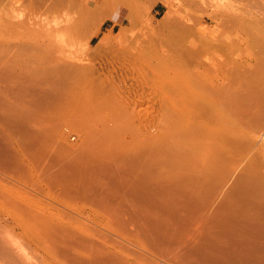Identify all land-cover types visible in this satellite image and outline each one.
Here are the masks:
<instances>
[{"label": "bare ground", "instance_id": "6f19581e", "mask_svg": "<svg viewBox=\"0 0 264 264\" xmlns=\"http://www.w3.org/2000/svg\"><path fill=\"white\" fill-rule=\"evenodd\" d=\"M88 2L98 7L103 0ZM54 21L40 17L14 41L47 43L56 35L51 30L57 29L51 25ZM262 31L254 40L198 37L195 41L194 37L193 46L183 44L187 50L166 60V101L158 116L152 111L135 123L123 115L97 118L84 108L68 111L69 118L84 120V133L74 144L63 119L54 121L56 116L63 118L61 107L68 103L53 108L51 101L45 108L43 102H48V83L55 78L48 75V83L45 79L48 90L35 84L25 87L31 72L23 73L22 85L23 75L11 69L17 63L11 59L14 53L8 63L4 59L6 64H0V264H264ZM77 35L67 39L70 48L62 58L54 53L51 59V50L40 46L43 56L33 54L40 60L33 64L31 57L27 66L51 65V71L61 72L62 64H68L91 74L83 60L86 48L73 45L80 41ZM107 37L98 32L91 39L103 42ZM68 65L62 69L69 72ZM35 73L32 77H37ZM56 81L59 88L67 82ZM85 89L80 94L70 92L76 94L69 93L71 98L64 90L70 101L86 103L94 97ZM55 95L48 100L60 101L65 94Z\"/></svg>", "mask_w": 264, "mask_h": 264}, {"label": "rangeland", "instance_id": "374dc122", "mask_svg": "<svg viewBox=\"0 0 264 264\" xmlns=\"http://www.w3.org/2000/svg\"><path fill=\"white\" fill-rule=\"evenodd\" d=\"M97 1L99 2L100 0ZM67 2H70L68 4L72 5L68 7L69 5ZM71 2L72 0H0V58H3H1L2 61L0 60V64L3 62L5 63V61L8 63V61H10V56L14 53L11 56V59H15L17 63H13L12 67V62H10L8 67L11 66L12 68H10L12 71L16 70L15 73H17L19 77L23 75V77L20 79L24 78V75L29 71L31 72V81L29 82L25 80L27 81V84L25 82V87L26 85L30 86L32 84L33 86V84H35V88L39 87L42 88V90H45V88L46 90L49 88L51 89V92H46V94L48 93V95H50L49 98H46L48 102L43 100V102L46 103L45 108H50L51 101H53V108L56 106L59 107L61 105H65L63 102L70 104L61 107H64L63 118L59 115L58 118L57 116L55 117L56 120L54 119V121L56 123L59 122L58 119H63L62 124L67 127V134L71 140V143L73 144L77 143L81 137V133H84L82 127L84 120H82V118L79 116H72L69 118L67 116L68 111H77L81 108H84L89 112L95 113L97 118L111 115H123L131 118L129 120H132L135 123L140 117L147 119L150 115H152V111H154V115L152 116H155L157 113L159 114V111L161 114L166 101L163 89L167 58L170 59L174 58L175 56L177 57L179 54L183 53L182 50H187L185 48H187L189 45L193 46L191 41L194 37L195 41L198 37H224L225 39L231 37V39L248 38L254 40L260 36V31L264 29V0H103L101 6L98 7H96L97 5H91L88 0H84L83 2L82 0H73V2ZM71 6L72 8H76L72 9ZM40 17L42 19L47 17V19L50 21L55 20L54 23L51 22V25L57 29L53 28L51 30H54L53 34L55 33L56 35L52 34L53 36L51 37L50 41L43 43L41 41H37L36 39H32L30 41L31 44L28 39L14 41L16 36H20L22 34V31L32 27L31 25L33 24L31 23L38 20L40 21ZM79 20L82 22L80 23ZM56 22L58 25L55 26ZM25 23H27V25ZM17 31L18 33H16ZM98 32H100L101 38L108 36L107 40L103 42H99L100 39L99 41L92 40L91 37H93ZM74 34H78L77 36H79L80 41L77 40V42H75L73 45L77 47H81L80 45H82L84 49L86 48L85 51H83L84 54H86L83 60L87 61V64L84 63L86 65L85 68H92L91 74L90 72L88 74L87 71V73L84 72L85 70H82L78 66L75 67L68 64L69 72L68 69L63 70L67 65L62 64V67L64 65L63 69L62 67L60 68L62 73L59 69L58 71L56 70L57 72L55 69L51 71V65H48V68L46 67L47 69L51 68L50 71H45L46 68L42 65H40V68L38 66L28 67L30 66L29 60L32 58V60H34L33 64H35V54L38 56L42 53L40 57L43 56L44 52L41 51H44V49H42V47L45 48V50H51L49 53L47 52L49 55L51 52L52 56L55 53L57 54L54 55L55 57L58 56L59 59L62 58L63 54L68 52V49L70 48L68 41L71 40V37L74 39ZM250 34H252V36H249ZM27 42H29L30 45ZM194 42L192 41V43ZM6 43L8 46L5 45ZM22 43L23 45L21 46ZM11 44L14 46V48H12L13 46ZM183 44L187 47H185ZM19 45L20 49L25 50V52L26 50H29L30 46H35V48L33 47L34 51L30 48L33 53L31 50H29L28 53L31 54L29 56L27 53L25 55L24 52H20ZM36 45L39 46V49ZM23 46L25 48L26 46L28 47L25 49ZM40 46H42V50L40 49ZM46 46L48 47L47 49ZM17 47L18 53L17 49H15ZM60 47L61 49L63 48V51L60 49ZM5 48H7L8 51L11 50L9 55L8 51L6 52L7 49ZM36 48L39 51L36 50ZM52 48L55 51H52ZM3 51L4 53H2ZM19 52L21 56L19 55ZM5 53L8 56L5 55ZM14 55L17 56V58L19 55V57H22V59L18 58L19 60H17ZM52 56L50 57L51 59L55 58ZM23 57L26 58V61ZM6 58L8 60H6ZM22 60L24 61L23 64ZM38 60L40 59H36L37 62H39ZM24 64L26 65V68ZM8 67L7 65L3 66L5 69ZM19 67H21L23 70L25 69V72L20 71L21 68L18 69ZM27 67L28 70L26 71ZM10 68L8 69L11 70ZM74 68L76 69L74 70ZM37 71H39V73L42 75H37ZM32 72H36L35 74L37 77L39 76L38 79L40 81H38L37 77H32L34 76ZM49 72H51V74ZM19 73L22 74L20 75ZM60 73L61 76L59 77ZM48 75L54 77L55 81L51 76L50 78ZM74 75L75 81L73 80ZM42 76L45 77L40 79ZM58 77L63 81H71V83H67L65 81L62 84L63 87H65L62 89L65 94L63 95L64 97L62 96V85L60 88L58 85L55 87V84L58 82L56 80H59ZM62 77H65V79ZM48 78L52 79L53 82L56 83H51L52 81L49 82L50 79ZM45 79L48 80V84L51 86L54 85V88H59L61 92L59 89V92L57 89H52L53 87L51 88L49 85L47 89V83L45 84ZM42 80H44V82H41ZM19 81L22 85L24 84V82L22 83L24 79ZM36 81L40 82L41 84L44 83L45 86L41 87L42 85L40 86V84ZM66 83L68 84V87L71 85L69 87V93L77 90L79 88L78 84H80L81 86L78 89L80 92L77 90L75 93L80 94L81 92H84L85 88L88 87L89 89H85V92H90L94 98L86 103H84V101H70L71 99L69 100L67 95H69L71 98L70 94H76L68 93ZM72 83L76 84L74 85ZM72 87H77V89ZM64 89L66 90L67 95ZM52 90H55L56 93H53ZM156 90H158L160 94L158 92L156 93ZM54 95L55 97L62 96L61 100H48ZM66 97H68L67 99L69 101L63 100H66ZM56 102H58L59 105ZM49 103L50 106H48ZM143 103L146 104L144 105ZM54 105L56 106L54 107ZM144 107L146 109H142ZM126 112L129 113V116L126 115Z\"/></svg>", "mask_w": 264, "mask_h": 264}]
</instances>
